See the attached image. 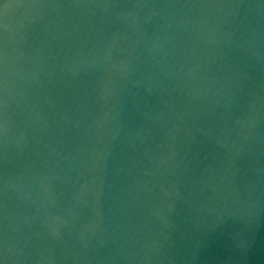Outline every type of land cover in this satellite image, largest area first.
<instances>
[{
    "label": "water",
    "instance_id": "obj_1",
    "mask_svg": "<svg viewBox=\"0 0 264 264\" xmlns=\"http://www.w3.org/2000/svg\"><path fill=\"white\" fill-rule=\"evenodd\" d=\"M0 264H264V0H0Z\"/></svg>",
    "mask_w": 264,
    "mask_h": 264
},
{
    "label": "clouds",
    "instance_id": "obj_2",
    "mask_svg": "<svg viewBox=\"0 0 264 264\" xmlns=\"http://www.w3.org/2000/svg\"><path fill=\"white\" fill-rule=\"evenodd\" d=\"M7 7V6H6ZM5 104H6V101H5Z\"/></svg>",
    "mask_w": 264,
    "mask_h": 264
}]
</instances>
